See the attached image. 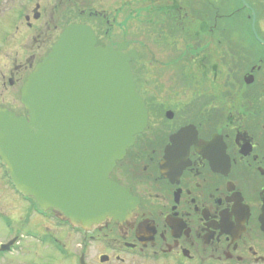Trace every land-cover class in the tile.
Returning <instances> with one entry per match:
<instances>
[{
    "label": "flooded vegetation",
    "instance_id": "obj_1",
    "mask_svg": "<svg viewBox=\"0 0 264 264\" xmlns=\"http://www.w3.org/2000/svg\"><path fill=\"white\" fill-rule=\"evenodd\" d=\"M219 2L0 0V109L27 115L29 74L81 24L136 51L149 111L98 224L38 206L0 158V264H264V0H228V24Z\"/></svg>",
    "mask_w": 264,
    "mask_h": 264
},
{
    "label": "water",
    "instance_id": "obj_2",
    "mask_svg": "<svg viewBox=\"0 0 264 264\" xmlns=\"http://www.w3.org/2000/svg\"><path fill=\"white\" fill-rule=\"evenodd\" d=\"M122 47L96 46L90 26H69L24 84L28 115L0 110V156L13 184L82 224L119 208L127 194L109 174L148 123L135 52Z\"/></svg>",
    "mask_w": 264,
    "mask_h": 264
},
{
    "label": "rangeland",
    "instance_id": "obj_3",
    "mask_svg": "<svg viewBox=\"0 0 264 264\" xmlns=\"http://www.w3.org/2000/svg\"><path fill=\"white\" fill-rule=\"evenodd\" d=\"M219 7H220V13L221 14H227V13H230L232 11V9L230 8V5H228V0H220ZM220 22L226 23V20L222 19ZM141 79L146 82L148 80V77L147 76L141 77ZM55 263H58V262H55Z\"/></svg>",
    "mask_w": 264,
    "mask_h": 264
}]
</instances>
